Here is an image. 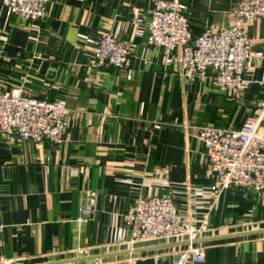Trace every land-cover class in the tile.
<instances>
[{"label":"crops","instance_id":"crops-1","mask_svg":"<svg viewBox=\"0 0 264 264\" xmlns=\"http://www.w3.org/2000/svg\"><path fill=\"white\" fill-rule=\"evenodd\" d=\"M156 1L52 0L44 19L29 22L0 0V90L64 98L69 108L60 144L0 134V264H172L186 238L131 246L125 222L139 197L165 193L182 217L209 222L193 240L205 247L202 264H264V200L239 185L213 192L205 147L189 128L239 129L255 113L264 99V16L247 26L252 83L224 88L213 70L188 78L165 68L164 49L136 34ZM170 1L194 36L233 24L239 2ZM107 33L130 46L125 69L96 63ZM86 190L97 192L91 214Z\"/></svg>","mask_w":264,"mask_h":264},{"label":"built area","instance_id":"built-area-1","mask_svg":"<svg viewBox=\"0 0 264 264\" xmlns=\"http://www.w3.org/2000/svg\"><path fill=\"white\" fill-rule=\"evenodd\" d=\"M51 1L2 0L11 13L29 22L44 19ZM233 13V24L208 28L194 36L189 16L175 1L157 0L147 27L138 26L135 32L140 36L147 34L149 43L164 49L165 68L170 67L173 72L188 78H201L213 70L216 85L243 90L252 83L245 76L247 61L252 56L247 26L264 16V0H239ZM134 24H138L137 19ZM177 48L181 52L171 55ZM130 54L128 44L107 33L99 41L96 63L122 70L126 68ZM260 81L264 83V75ZM68 111L64 98H40L24 93L21 87L0 90V134H15L21 141L60 144L67 135ZM189 128L205 147L209 174L214 178L213 192L239 185L264 200V99L239 129L213 125ZM85 196L87 206L83 210L91 214L95 210L97 192L86 190ZM125 222L131 246L144 241L186 238L188 246L178 253L172 264L206 261L205 247L193 240L195 235L209 230V222L199 223L182 217L169 193L139 197L126 212ZM4 228L0 208V233Z\"/></svg>","mask_w":264,"mask_h":264}]
</instances>
